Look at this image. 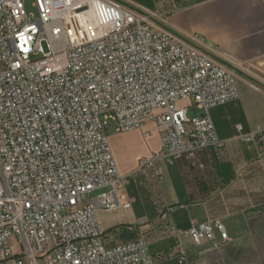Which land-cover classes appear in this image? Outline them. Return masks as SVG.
Listing matches in <instances>:
<instances>
[{"label": "built area", "instance_id": "1", "mask_svg": "<svg viewBox=\"0 0 264 264\" xmlns=\"http://www.w3.org/2000/svg\"><path fill=\"white\" fill-rule=\"evenodd\" d=\"M156 18L122 0H0V264H157L143 239L107 246L98 223L131 205L110 131H164L140 161L160 182L156 160L225 147L210 113L240 92L230 67ZM190 98L191 116L176 107ZM172 235L177 264H190L185 239L231 240L219 221Z\"/></svg>", "mask_w": 264, "mask_h": 264}, {"label": "crops", "instance_id": "2", "mask_svg": "<svg viewBox=\"0 0 264 264\" xmlns=\"http://www.w3.org/2000/svg\"><path fill=\"white\" fill-rule=\"evenodd\" d=\"M122 1L156 14L157 22L230 67L240 97L210 113L225 147L174 164L156 160L163 171L160 182L140 161L160 153L164 131L154 123L121 134L114 130L110 145L120 173L129 179L131 205L98 211L107 246L143 239L157 264H177L179 243L172 229L219 221L230 242L215 250L208 242L196 247L183 240L190 264H259L264 256V0ZM166 206H174L175 213L163 222Z\"/></svg>", "mask_w": 264, "mask_h": 264}, {"label": "rangeland", "instance_id": "3", "mask_svg": "<svg viewBox=\"0 0 264 264\" xmlns=\"http://www.w3.org/2000/svg\"><path fill=\"white\" fill-rule=\"evenodd\" d=\"M32 12H34V11H32ZM192 105H193V100L191 98L190 99H182V100H180V101H178L176 103V107L178 109H183L184 107L185 108H189L190 116L194 114ZM113 133H114V129H112L110 131V135L113 134ZM99 193L100 192H95L93 194V196H97ZM259 259H261L260 262H259V264H264V256L263 257L259 256Z\"/></svg>", "mask_w": 264, "mask_h": 264}]
</instances>
